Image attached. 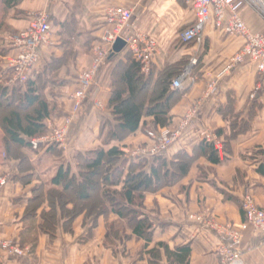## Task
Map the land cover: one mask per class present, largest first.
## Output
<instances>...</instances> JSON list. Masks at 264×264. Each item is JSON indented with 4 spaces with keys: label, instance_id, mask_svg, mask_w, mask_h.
Instances as JSON below:
<instances>
[{
    "label": "crops",
    "instance_id": "0c3cea01",
    "mask_svg": "<svg viewBox=\"0 0 264 264\" xmlns=\"http://www.w3.org/2000/svg\"><path fill=\"white\" fill-rule=\"evenodd\" d=\"M45 1L19 0L14 5L2 7L6 9L1 13L5 18H0V49L7 51L0 56V64L4 67L0 71L3 86L9 78L8 62L14 54L9 37L25 30L28 12L42 9ZM112 6L131 9L135 31L156 42L157 52L148 73L151 74L150 92L166 69L178 70L192 51L198 50V65L182 90L171 87L166 94L167 97L175 93L167 102L172 105L168 114L169 127L152 130L156 134L175 130L191 109L196 110L177 141L162 155L168 163L178 153L195 157V161L185 176L175 183L145 195L144 213L153 223L149 243L131 235L126 223L113 213L97 217L95 223L93 218L86 220L79 216L72 224L71 233L64 231L59 219L52 238L40 227V212L46 208L45 203L34 219L26 218L34 188L39 185L51 188V181L61 166H68L75 173L79 153L112 147L130 151L151 144V137L141 130L121 142L107 139L109 125H117L108 105L115 86L114 73H120L127 63L128 52L122 50L101 67L83 110L72 123L66 149L49 146L33 151L23 148L20 152L27 157V167L20 174V160L6 156L5 136L0 127V176L9 174L11 177L0 191V239L27 249L22 258L1 251L0 264H149L144 248L147 244L146 250H150L159 243L171 251L189 245L188 264H220L218 236L201 230L188 216L204 213L218 224L240 225L245 220L241 209L245 195H250L264 210V176L257 172L264 154L256 155L258 147H264V77L258 76L255 65L250 62L224 72L243 41L233 35L221 34L211 25L205 27L200 46H182L178 41L180 33L194 23L193 14L183 0H53L50 44L41 48L39 62L30 75L33 81L47 80L41 87L52 106L46 128L50 126L49 120L57 123L69 114L70 96L77 89V76L89 65L91 46L101 33L105 10ZM242 18L252 31L264 32V21L250 10H243ZM3 22H7V26ZM70 42L75 49L72 58L68 56ZM62 58L65 64L49 74L52 61ZM257 86L260 90L251 99ZM144 103L147 105L148 100ZM143 120L146 127L153 121L152 118ZM103 124L104 129L101 128ZM203 134L219 143L227 141L228 159L225 162L211 165L201 155L198 148L204 140ZM18 174L20 178L31 174L30 180L21 181L19 177L14 180L12 177ZM108 225L119 231L117 237L110 236ZM124 234L130 236L129 240H124ZM242 249L243 264H264V233L246 230ZM155 264H170L163 251Z\"/></svg>",
    "mask_w": 264,
    "mask_h": 264
},
{
    "label": "trees",
    "instance_id": "16d2710c",
    "mask_svg": "<svg viewBox=\"0 0 264 264\" xmlns=\"http://www.w3.org/2000/svg\"><path fill=\"white\" fill-rule=\"evenodd\" d=\"M17 1L19 0H2V6L14 5ZM6 53L5 49H0V56ZM126 60L127 63L120 73H114L115 86L108 106L117 125H109L108 141L121 142L138 130L150 138V134H156L152 130L157 131L170 125L168 114L172 105L167 102L175 93L167 97L166 94L181 68L166 69L158 78L154 90L150 92L151 74L145 76L141 73L139 64L130 53L126 54ZM64 64L63 58L53 60L49 74L60 70ZM44 80L45 82H41L38 78V81H33L29 78L23 85L16 84L11 88L0 84V127L5 136L6 156L20 160V174L27 167V157L20 150L31 148L29 140L39 138L47 131L46 121L51 108L41 92V87L47 81L46 78ZM147 100L146 105L144 102ZM145 118L153 119L151 126L146 127L147 123L143 120ZM104 127L105 124L101 128ZM220 144L221 156L213 142L202 140L199 144V152L211 165H220L228 159L227 141L223 140ZM54 146L57 147H52ZM164 153L135 159L124 157L120 147L108 150L97 148L79 153L76 156L75 173L68 166H61L51 181V188L45 189L43 185L34 188L26 218L34 219L38 209L45 203L46 208L40 212V227L52 238L59 219L64 231L71 233L72 224L79 216L86 220L93 218L95 223L97 217H107L113 213L126 223L131 235L149 243L152 239L153 223L144 213L145 195L175 183L185 176L189 166L195 161V157L178 153L168 163L162 157ZM263 154L264 147H258L256 155ZM257 172L264 176V161L258 164ZM19 176L18 174L12 178L15 180ZM30 176L31 174L25 178L19 177V180L28 181ZM107 229L110 236L115 238L119 235V231L113 226L108 225ZM123 238L129 240L130 236L124 234ZM106 240L109 241V237ZM147 247L146 244L144 253L150 259L149 264H155L161 258V251L170 264H188L189 245L172 251L162 243L156 244L150 250H146Z\"/></svg>",
    "mask_w": 264,
    "mask_h": 264
},
{
    "label": "built area",
    "instance_id": "2783aa9c",
    "mask_svg": "<svg viewBox=\"0 0 264 264\" xmlns=\"http://www.w3.org/2000/svg\"><path fill=\"white\" fill-rule=\"evenodd\" d=\"M183 2L192 12L194 23L180 33L178 41L182 46L191 44L200 46L205 27L211 25L219 33L233 35L243 41L242 47L230 58L224 72H230L236 66L250 62L255 65L258 76L264 77V32L252 31L242 18L243 10L248 9L264 21V0H183ZM27 19L26 29L12 35L8 40L14 54L8 62L9 78L5 84L6 87L26 83L39 62L41 48L50 44L52 17L48 8L28 12ZM132 20L133 13L129 8L123 6L106 8L105 22L101 27V33L91 46L89 66L78 74L77 89L70 96L72 106L69 114L65 117L62 127L49 126L47 134L29 140L33 151L53 145L63 150L66 149V135L69 127L74 118L83 110L89 91L94 86L101 67L109 59L118 39L125 42V49L139 64L141 72L149 73L152 59L157 52V45L151 37L136 32ZM198 53V50L192 51V55L172 80L171 87L173 89L182 90L184 82L190 78L192 71L198 65ZM259 90L260 87L257 86L251 99L256 97ZM97 106L100 107V105ZM195 114L196 110L187 115L181 126L175 130L150 134L153 145L137 147L130 151L122 150V152L133 159L153 157L164 153L177 141ZM203 136L207 142L214 143L221 155V144L207 134H203ZM9 179V174L0 178V191L7 185ZM241 209L245 220L240 225H221L204 213L188 216V219L196 223L201 230L218 236L217 254L220 257V264H243L244 232L251 229L264 233V211L257 207L250 195H245L242 198ZM1 251L19 258L27 254V249L2 239H0Z\"/></svg>",
    "mask_w": 264,
    "mask_h": 264
},
{
    "label": "rangeland",
    "instance_id": "374dc122",
    "mask_svg": "<svg viewBox=\"0 0 264 264\" xmlns=\"http://www.w3.org/2000/svg\"><path fill=\"white\" fill-rule=\"evenodd\" d=\"M52 1L53 0H46L45 1V4H44V6H43V8H45V7H47L48 8V10H49V12H50V8H52ZM3 6H2V4L0 3V18H2V19H4L5 18V15L4 14H1V13H3L4 11H3V8H2ZM42 8V9H43ZM54 8V7H53ZM50 14H51V12H50ZM51 17H52V15H51ZM3 24H4V22H3ZM4 25H6L7 26V22H5V24ZM4 30V29H3ZM2 42V41H1ZM3 43V42H2ZM71 43V46H70V50L68 51L69 53V55L68 56H70L71 58H72V55H74V46H73V43L72 42H70ZM90 54H91V52H90ZM67 56V57H68ZM91 60V59H90ZM66 64H67V61H66ZM89 65H87V67H88ZM86 67V68H87ZM86 68H84L82 71H84ZM4 70V67L0 64V71H3ZM101 70V69H100ZM7 71V70H6ZM81 71V72H82ZM116 79V78H115ZM72 106V105H71ZM49 107L51 108L52 106H50L49 105ZM56 107H58V106H56ZM55 107V108H56ZM56 109H59V108H56ZM60 109H61V107H60ZM193 111H195V110H193V109H191L186 115H185V117L187 116V115H189V114H192L193 113ZM80 114V113H79ZM78 114V115H79ZM77 115V116H78ZM67 116V115H66ZM65 116V117H66ZM76 116V117H77ZM65 117H63V118H61L60 119V121L59 122H54V121H51V120H49L50 122V126H52V127H62V125H63V122L65 121L64 119H65ZM75 117V118H76ZM185 117L183 118V119H185ZM75 118H74V120H75ZM73 120V121H74ZM73 121H72V123H73ZM184 121V120H183ZM182 121V122H183ZM182 124V123H181ZM181 124L178 126V128L181 126ZM71 127H72V124L70 125V127H69V130H68V133H67V135H66V139H67V141H66V144H68V136H69V132H70V130H71ZM3 132V131H2ZM47 132H48V129H47V131H46V133L45 134H47ZM151 145H153V142H151V144L150 145H148V146H151ZM5 149H6V143H5ZM166 152V151H165ZM5 175H2V176H0V178L1 177H4ZM255 202V201H254ZM256 204V203H255ZM257 205V204H256ZM258 207V206H257ZM259 208V207H258ZM261 209V208H260ZM263 210V209H262ZM264 211V210H263ZM24 249H26V248H24Z\"/></svg>",
    "mask_w": 264,
    "mask_h": 264
},
{
    "label": "water",
    "instance_id": "95a60500",
    "mask_svg": "<svg viewBox=\"0 0 264 264\" xmlns=\"http://www.w3.org/2000/svg\"><path fill=\"white\" fill-rule=\"evenodd\" d=\"M125 47H126L125 42L122 41L121 39H118V40L115 42L114 46H113V50H112V53H111V55H110L109 58H111V57H113V56L119 54L122 50L125 49Z\"/></svg>",
    "mask_w": 264,
    "mask_h": 264
}]
</instances>
